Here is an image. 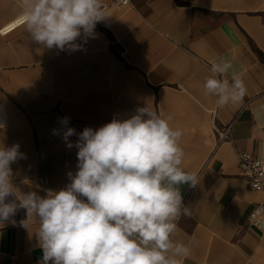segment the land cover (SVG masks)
<instances>
[{
  "label": "crops",
  "instance_id": "0c3cea01",
  "mask_svg": "<svg viewBox=\"0 0 264 264\" xmlns=\"http://www.w3.org/2000/svg\"><path fill=\"white\" fill-rule=\"evenodd\" d=\"M19 3L0 0V28L19 17ZM103 5L109 16L94 38L78 39L80 50L43 48L23 26L0 35V146L18 144L23 154L10 165L16 190L44 196L75 174L78 149L67 147L62 118L80 133L148 104L183 130L182 168L199 177L195 187L180 186L187 213L174 239L192 249L183 264H264V230L249 223L264 194L249 186L237 161L240 151L264 160V119L253 115L264 106V0ZM222 57L247 94L221 108L203 84L211 62ZM229 124L231 140L217 146L216 128ZM13 219L0 224V264H38V221H26L24 209Z\"/></svg>",
  "mask_w": 264,
  "mask_h": 264
},
{
  "label": "clouds",
  "instance_id": "9594fccd",
  "mask_svg": "<svg viewBox=\"0 0 264 264\" xmlns=\"http://www.w3.org/2000/svg\"><path fill=\"white\" fill-rule=\"evenodd\" d=\"M19 8L30 39L60 51L80 50L78 39L94 38L97 23L109 16L103 0H20ZM203 88L221 108L242 103L247 94L233 63L223 57L211 62ZM253 115L264 119V106ZM172 119L146 104L126 119L77 133L62 118L67 147L78 149L77 170L68 173L65 187L44 196L16 190L10 165L23 154L18 144L0 146V224L15 223L20 209L26 221H38V264H183L192 249L174 239L187 213L180 186L195 187L199 177L182 168L183 130ZM73 135L75 143L69 140Z\"/></svg>",
  "mask_w": 264,
  "mask_h": 264
},
{
  "label": "built area",
  "instance_id": "2783aa9c",
  "mask_svg": "<svg viewBox=\"0 0 264 264\" xmlns=\"http://www.w3.org/2000/svg\"><path fill=\"white\" fill-rule=\"evenodd\" d=\"M117 7H127L133 4V0H112ZM22 26L19 17L0 28V35L6 36ZM218 133L217 146L223 142L230 141L231 124L222 128H216ZM238 169L240 173L247 177L249 186L257 192L264 194V160L251 154L250 152L240 151L237 153ZM249 223L264 230V200L254 206L249 216Z\"/></svg>",
  "mask_w": 264,
  "mask_h": 264
}]
</instances>
